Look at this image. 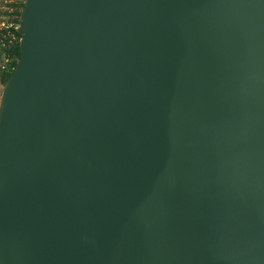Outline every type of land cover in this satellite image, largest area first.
I'll use <instances>...</instances> for the list:
<instances>
[{
    "label": "water",
    "instance_id": "95a60500",
    "mask_svg": "<svg viewBox=\"0 0 264 264\" xmlns=\"http://www.w3.org/2000/svg\"><path fill=\"white\" fill-rule=\"evenodd\" d=\"M0 102V264H264V0H25Z\"/></svg>",
    "mask_w": 264,
    "mask_h": 264
},
{
    "label": "rangeland",
    "instance_id": "374dc122",
    "mask_svg": "<svg viewBox=\"0 0 264 264\" xmlns=\"http://www.w3.org/2000/svg\"><path fill=\"white\" fill-rule=\"evenodd\" d=\"M24 2L25 0H0V81L2 80V75L9 72L10 65V60L4 55V39L11 38V40H15L16 37L12 36L10 28L17 26V12L22 10ZM4 30H7V33Z\"/></svg>",
    "mask_w": 264,
    "mask_h": 264
},
{
    "label": "trees",
    "instance_id": "16d2710c",
    "mask_svg": "<svg viewBox=\"0 0 264 264\" xmlns=\"http://www.w3.org/2000/svg\"><path fill=\"white\" fill-rule=\"evenodd\" d=\"M20 14L21 11L18 10L17 12V18H16V25H19V20H20ZM17 26H13L11 27V31H12V36L16 37L15 40H11V38H5V44H4V55L5 57L10 60V65H9V72L5 73L2 75V83H6V81L8 80V78L10 77L11 73L13 72L19 55H20V40H21V34L18 32L17 30ZM5 33H7V30H4Z\"/></svg>",
    "mask_w": 264,
    "mask_h": 264
},
{
    "label": "built area",
    "instance_id": "2783aa9c",
    "mask_svg": "<svg viewBox=\"0 0 264 264\" xmlns=\"http://www.w3.org/2000/svg\"><path fill=\"white\" fill-rule=\"evenodd\" d=\"M3 89H4V83H2V82L0 81V102H1V97H2Z\"/></svg>",
    "mask_w": 264,
    "mask_h": 264
}]
</instances>
